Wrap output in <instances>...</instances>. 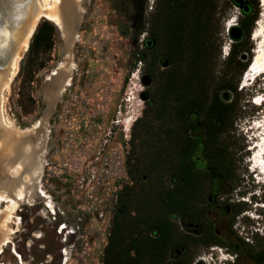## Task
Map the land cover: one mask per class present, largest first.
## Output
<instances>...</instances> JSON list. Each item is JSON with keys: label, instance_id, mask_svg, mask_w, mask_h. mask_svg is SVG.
<instances>
[{"label": "rangeland", "instance_id": "obj_1", "mask_svg": "<svg viewBox=\"0 0 264 264\" xmlns=\"http://www.w3.org/2000/svg\"><path fill=\"white\" fill-rule=\"evenodd\" d=\"M132 1H81L83 13L69 51L65 49L61 31L55 30L44 66L32 75L29 96L34 105L29 114L23 115L16 106L18 72L25 54L15 77L3 92L2 116L6 123L32 132L45 117V141L39 153L42 168L37 182L46 197L35 193L34 188L33 196L28 194L18 202L9 224L13 233L0 252V264H101L116 193L129 183L124 158L130 128L143 108L140 95H147L150 90V85L143 87L140 83L143 72L134 57L147 37L137 29L140 21L153 10L154 0H143L145 9L141 20L132 15ZM218 2L214 42L220 46L219 69L233 41L228 30L236 25L239 10L229 0ZM256 2L257 18L249 36L252 49L244 62L245 69L255 50H264V35L253 38L255 31L264 32V5L262 0ZM65 63L70 67L69 83L49 108L45 91L57 77L53 74L54 68L60 69ZM243 74L236 87V114L230 141L236 181L239 190L247 196L257 185L264 188L248 171L254 170V160L258 159L251 157L246 148L255 131L253 136L258 141L255 146L259 144L257 148L261 149L260 134L264 133V127L255 129V124H264V104L257 108L254 103L264 94V76H257L252 84L241 87L245 84ZM254 96L258 98L252 103ZM47 202L53 209L45 207ZM240 203V208L248 210V201ZM234 204H237L235 200ZM6 206L3 203L0 209ZM241 218H244L245 232L246 216L239 214L235 220L240 221L239 227L235 225V228L241 230ZM216 251L225 256L226 251L216 246L199 247L191 264L197 261L212 264L210 256L214 257ZM227 259L230 261V257Z\"/></svg>", "mask_w": 264, "mask_h": 264}, {"label": "trees", "instance_id": "obj_2", "mask_svg": "<svg viewBox=\"0 0 264 264\" xmlns=\"http://www.w3.org/2000/svg\"><path fill=\"white\" fill-rule=\"evenodd\" d=\"M229 1L239 10L228 30L237 38L219 69L218 0H154L144 21L145 2L132 1L133 17L142 19L137 30L147 35L134 58L151 84L130 128L129 183L116 193L101 264H191L196 249L217 244L214 203L237 180L230 141L236 87L257 18L256 0ZM55 30L41 20L20 63L16 106L23 115L34 105L31 78L44 66Z\"/></svg>", "mask_w": 264, "mask_h": 264}, {"label": "bare ground", "instance_id": "obj_3", "mask_svg": "<svg viewBox=\"0 0 264 264\" xmlns=\"http://www.w3.org/2000/svg\"><path fill=\"white\" fill-rule=\"evenodd\" d=\"M81 1L0 0V25L3 24L5 26L3 21L5 22L8 19H12L14 22L11 35L8 36L7 33L2 31L4 39L0 42V205L7 203L4 209H0V252L8 242L9 236L13 233L9 224L12 223L18 202L25 200L28 194L33 196L34 188L36 189L35 193L46 197L38 189L37 182L42 168L39 153L45 141V117L35 127L37 129H33L34 131L32 132L15 128L11 122L6 123L2 116L3 92L9 87L10 82L15 77L19 62L26 49H28L31 36L40 19L44 18L51 21L56 29L61 31L65 41V49L69 51L71 43L77 37V26L83 13ZM262 3L264 5V0H262ZM260 35H264V32L257 30L254 32L253 38L257 39ZM263 52L264 50L262 49L255 50L254 57L242 76V81L245 82L242 87L248 85L247 83L250 82L251 77L256 72H258L257 76H264ZM66 63L61 65L60 69L58 67L54 83L45 91L49 108L69 83L70 67ZM257 76L253 78L254 81ZM253 80L250 84L253 83ZM257 98L255 97L254 101ZM261 101V98H258L254 105L260 102V107L263 106ZM48 111L46 112L47 114H49ZM252 127L254 126L251 125V130L253 129ZM256 127L260 129L264 127V124H258L257 122L255 129ZM253 135H255V131L249 138L250 142L247 150L251 157L255 156L258 160H254V170L252 171L251 168L249 170L255 173L254 179L264 185V133L260 134L262 137L261 149L257 148L259 144L255 146L258 141L257 137ZM9 179L16 180L10 181ZM45 207L52 208L49 202H47ZM15 254L17 257L19 256L17 253Z\"/></svg>", "mask_w": 264, "mask_h": 264}, {"label": "flooded vegetation", "instance_id": "obj_4", "mask_svg": "<svg viewBox=\"0 0 264 264\" xmlns=\"http://www.w3.org/2000/svg\"><path fill=\"white\" fill-rule=\"evenodd\" d=\"M218 181L222 182L221 178H218ZM237 182H230L229 189L220 191L214 203L217 240L215 246L219 250L226 251L225 256L220 251L219 253L216 251V254L222 264H264V230H262L264 219L259 218L260 215H264V210L257 206L264 201V188L257 185L245 196L243 191L239 190ZM234 200L237 204H234ZM247 201L248 210L240 208L236 212L237 206L242 204L240 202L246 203ZM239 214L241 217L246 216L248 221L245 232L244 218H241V230L235 228V225L239 227L240 221H235ZM228 257L230 261H227Z\"/></svg>", "mask_w": 264, "mask_h": 264}, {"label": "water", "instance_id": "obj_5", "mask_svg": "<svg viewBox=\"0 0 264 264\" xmlns=\"http://www.w3.org/2000/svg\"><path fill=\"white\" fill-rule=\"evenodd\" d=\"M240 1V0H239ZM5 19V18H4ZM3 19V20H4ZM3 23H5V26L2 24L0 25V42L4 39V34L2 33V31H4L5 33L8 34V36L11 35V32L13 30V27H14V22L12 19H8V20H5V22L3 21ZM4 26V27H3ZM55 27V26H54ZM35 30V29H34ZM237 36H232L231 39H236ZM56 72H58V66H56L54 68V71H53V74H55ZM140 83L143 87H147L150 85L151 83V77L148 75V74H143L140 78ZM140 98L141 100H145L146 99V95L145 94H141L140 95Z\"/></svg>", "mask_w": 264, "mask_h": 264}, {"label": "clouds", "instance_id": "obj_6", "mask_svg": "<svg viewBox=\"0 0 264 264\" xmlns=\"http://www.w3.org/2000/svg\"><path fill=\"white\" fill-rule=\"evenodd\" d=\"M263 193V192H262ZM258 207H260V208H262L263 210H264V201L262 202V203H260V204H258L257 205ZM259 218L260 219H264V215L262 216V215H260L259 216ZM262 230H264V223H263V227H262ZM213 255H214V257H212V254H211V261H212V264H219V263H221L220 261H219V258H218V256H217V254L214 252L213 253Z\"/></svg>", "mask_w": 264, "mask_h": 264}]
</instances>
